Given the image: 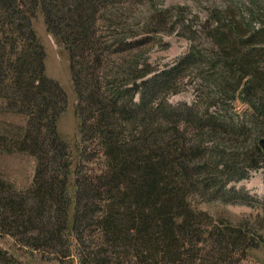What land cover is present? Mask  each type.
I'll return each instance as SVG.
<instances>
[{
	"label": "trees",
	"instance_id": "trees-1",
	"mask_svg": "<svg viewBox=\"0 0 264 264\" xmlns=\"http://www.w3.org/2000/svg\"><path fill=\"white\" fill-rule=\"evenodd\" d=\"M119 1L0 0V114L26 118L24 127L0 132V156L24 153L36 162L25 191L0 176V236L61 264L73 256L78 264H234L260 237L246 224L196 213L189 198L252 203L226 187L264 169V0L212 2L198 28L182 27L187 54L149 81L154 71L137 63L107 71L119 44L97 25L101 10ZM38 12L69 54L83 152L102 164L97 174L77 170L72 193L69 146L57 133L67 96L45 75L31 24ZM192 74L203 85L191 87L193 103L165 104L166 90L178 93ZM237 102L251 111L249 133L219 125ZM207 141L234 150H212ZM0 264L20 263L0 250Z\"/></svg>",
	"mask_w": 264,
	"mask_h": 264
},
{
	"label": "rangeland",
	"instance_id": "rangeland-1",
	"mask_svg": "<svg viewBox=\"0 0 264 264\" xmlns=\"http://www.w3.org/2000/svg\"><path fill=\"white\" fill-rule=\"evenodd\" d=\"M216 1L221 4V0H121L112 8L102 9L100 14L103 16V21L97 25L99 34L114 35L112 40L119 44L115 49L116 53L107 57L105 65L110 64L107 71L113 68L118 72H123L137 63L138 70L149 68L154 71L146 78L147 81L160 76L189 51L190 42L183 36L182 27L191 24L198 28L197 26L207 18L209 5ZM35 16L31 20V24L37 39L45 50V75L56 81L67 96V107L57 120V133L69 146L71 174L68 183L72 193L77 170L81 175L97 174L101 171L102 164L100 159H89L90 152L84 153L85 147L88 145L83 146L80 141L75 114L77 99L72 85L68 51L59 43L58 39L46 32L42 14L38 12ZM109 17H112L110 19L113 20L111 25L104 20ZM126 17L127 19L124 20L123 18ZM178 20L180 24L176 25ZM136 32H139L137 37H131ZM124 45L128 50L119 53L122 49L125 50ZM136 56L139 59L131 61ZM181 85L184 87H181L183 89L178 93L176 90L179 89L176 87L168 90L169 87L166 90L169 95H162L165 104L171 107L183 104L191 105L195 99V88L203 87L198 78L196 79V75L193 74ZM191 87H194V90ZM1 106H3V102L0 101ZM199 109L203 111V107H199ZM220 114L219 125L226 130L239 131L244 128L243 130L249 133L251 123L248 120L251 111L245 106L237 102L231 106V111L227 109L226 113ZM244 122H247L246 125ZM25 125L26 118L23 116L10 113L0 114V132L8 130L10 126L19 128ZM188 132L191 135V130ZM224 138L220 139V142L229 144L227 138ZM241 140L243 139L241 138ZM207 144L212 150L217 149L227 154H231L234 150L230 147L223 148L224 145L218 146L209 141ZM35 169V160L27 154L15 153L0 156V176L12 184L16 191L22 192L30 187ZM226 189L244 193L252 200V203L244 204L238 201L231 204L216 199L205 200V198L191 196L189 204L196 213L206 214L214 221L223 220L233 226L246 224L245 228L256 232L260 240L256 248L247 250L246 255L235 257L234 264H264V209L261 207V203L264 201V169L248 170L247 179L229 183ZM0 250L9 252L20 264H61L46 254L18 249L13 240L8 237L0 236ZM64 264H78V260L73 256Z\"/></svg>",
	"mask_w": 264,
	"mask_h": 264
},
{
	"label": "water",
	"instance_id": "water-1",
	"mask_svg": "<svg viewBox=\"0 0 264 264\" xmlns=\"http://www.w3.org/2000/svg\"><path fill=\"white\" fill-rule=\"evenodd\" d=\"M259 146H260V148H261V150H262V152L264 154V140H260L259 141Z\"/></svg>",
	"mask_w": 264,
	"mask_h": 264
}]
</instances>
